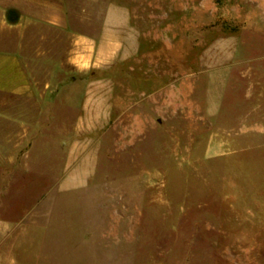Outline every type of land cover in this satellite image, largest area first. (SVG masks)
<instances>
[{
	"label": "rangeland",
	"instance_id": "obj_1",
	"mask_svg": "<svg viewBox=\"0 0 264 264\" xmlns=\"http://www.w3.org/2000/svg\"><path fill=\"white\" fill-rule=\"evenodd\" d=\"M58 20L24 32L69 146L0 163V264H264V0H73Z\"/></svg>",
	"mask_w": 264,
	"mask_h": 264
},
{
	"label": "crops",
	"instance_id": "obj_2",
	"mask_svg": "<svg viewBox=\"0 0 264 264\" xmlns=\"http://www.w3.org/2000/svg\"><path fill=\"white\" fill-rule=\"evenodd\" d=\"M63 8L65 17L72 18L73 0L55 3L50 0H0L1 164L26 159L27 146H69L57 137L64 135L66 129L51 126L59 117L58 98L65 101L68 97H53L54 81L42 86L34 79L28 67L34 55L24 32L27 23L58 22V13H62ZM71 38L69 60L74 61L89 43L84 35L77 37V45H74L73 36Z\"/></svg>",
	"mask_w": 264,
	"mask_h": 264
}]
</instances>
